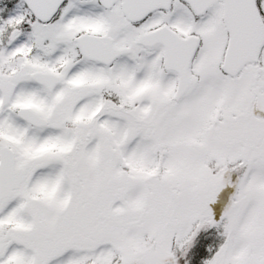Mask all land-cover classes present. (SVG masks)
Here are the masks:
<instances>
[{
    "label": "snow or ice",
    "instance_id": "1",
    "mask_svg": "<svg viewBox=\"0 0 264 264\" xmlns=\"http://www.w3.org/2000/svg\"><path fill=\"white\" fill-rule=\"evenodd\" d=\"M0 264H264V0H0Z\"/></svg>",
    "mask_w": 264,
    "mask_h": 264
}]
</instances>
